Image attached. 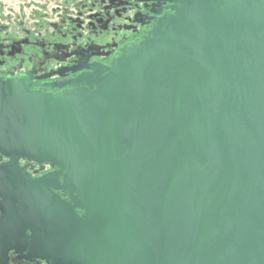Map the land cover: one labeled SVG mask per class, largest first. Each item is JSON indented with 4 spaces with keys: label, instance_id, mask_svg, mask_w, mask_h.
<instances>
[{
    "label": "water",
    "instance_id": "95a60500",
    "mask_svg": "<svg viewBox=\"0 0 264 264\" xmlns=\"http://www.w3.org/2000/svg\"><path fill=\"white\" fill-rule=\"evenodd\" d=\"M172 3L68 93L0 80V247L49 264H264V0ZM21 160L55 170L33 178Z\"/></svg>",
    "mask_w": 264,
    "mask_h": 264
},
{
    "label": "flooded vegetation",
    "instance_id": "af4514ba",
    "mask_svg": "<svg viewBox=\"0 0 264 264\" xmlns=\"http://www.w3.org/2000/svg\"><path fill=\"white\" fill-rule=\"evenodd\" d=\"M172 5V0H59L50 18L43 15L33 25L0 24V80L25 79L35 91L52 86L50 92L68 93L73 88L63 83L92 64L111 65L121 49L141 42L171 13ZM20 163L33 178L55 170L51 164ZM25 256L0 247V264H49Z\"/></svg>",
    "mask_w": 264,
    "mask_h": 264
},
{
    "label": "rangeland",
    "instance_id": "374dc122",
    "mask_svg": "<svg viewBox=\"0 0 264 264\" xmlns=\"http://www.w3.org/2000/svg\"><path fill=\"white\" fill-rule=\"evenodd\" d=\"M58 3L59 0H0V24L20 21L33 25L43 15L50 18Z\"/></svg>",
    "mask_w": 264,
    "mask_h": 264
}]
</instances>
